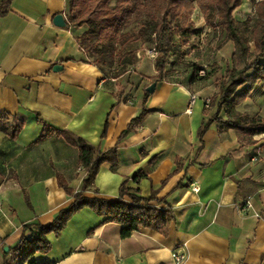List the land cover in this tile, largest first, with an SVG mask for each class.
Listing matches in <instances>:
<instances>
[{
  "label": "crops",
  "instance_id": "crops-1",
  "mask_svg": "<svg viewBox=\"0 0 264 264\" xmlns=\"http://www.w3.org/2000/svg\"><path fill=\"white\" fill-rule=\"evenodd\" d=\"M57 14L67 23L66 0H12L0 19V113L21 125L15 137L12 119L0 131V264L23 226L49 225L73 202L59 181L81 191L79 150L63 133L101 153L117 149V170L102 165L97 195L84 197L116 201L126 181L152 198L149 207L171 208L175 221L167 236L141 228L122 238L121 225L83 208L58 237L48 236L51 250L35 254L36 264H175V253L184 258L180 264H264V134L247 144L212 124L198 137L215 114L206 111L213 93L207 80L190 82L191 69L180 77L169 57L170 75L143 103L153 59L137 56L125 75L108 78L83 60L76 45L83 30L56 27ZM56 65L62 70L54 72ZM143 108L141 121L120 139Z\"/></svg>",
  "mask_w": 264,
  "mask_h": 264
},
{
  "label": "trees",
  "instance_id": "trees-1",
  "mask_svg": "<svg viewBox=\"0 0 264 264\" xmlns=\"http://www.w3.org/2000/svg\"><path fill=\"white\" fill-rule=\"evenodd\" d=\"M12 0H1L0 19L10 9ZM66 0V28L70 31L83 30L76 37V45L83 54V60L95 65L108 78L117 79L133 68L137 56L149 57L154 50L155 76L152 83L165 80L170 74L165 71L170 55L182 57L176 51L177 38H186L191 30L183 24L184 17L192 12L194 4L203 7L202 13L206 25L223 36L224 42L232 43L233 50L228 58L224 72L214 80L217 92L210 98L206 111L215 109L214 116L203 123L199 136L212 124L219 132L233 130L244 137L247 144L252 138L264 134V118L241 114L238 106L250 98L251 93L260 84L264 85V0L255 3L253 18L237 21L233 12L242 4V0ZM134 28L133 35L126 31ZM197 34V32H192ZM251 43L253 48L251 47ZM142 54V55H141ZM191 81H204L208 76L205 69L191 65ZM203 71L204 75L199 76ZM213 73L216 72L214 68ZM210 75L211 74H207ZM149 94L144 92L143 103ZM140 116L134 119L120 139L126 137L141 121L146 113L143 108ZM223 114V117H220ZM15 118L0 113V131L7 132L6 123ZM11 135L15 137L21 125L15 122ZM66 140L79 150V164L84 172L81 191L74 193L62 185L73 202L61 210L51 224L42 226L38 223L23 226V235L3 264H36L32 260L35 254H46L51 250L49 235L58 237L68 221L83 208H89L96 215L105 217V223L122 226V238L129 237L141 228L167 236L175 221L171 208L157 210L147 205L152 198L145 200L138 189L123 182L119 188L118 199L110 202L97 197L87 198L84 193L97 195L94 186L95 177L104 164H109L113 171L118 167L116 147L106 152H99L80 138L63 133ZM140 177V176H138ZM130 203L127 204L124 199Z\"/></svg>",
  "mask_w": 264,
  "mask_h": 264
},
{
  "label": "rangeland",
  "instance_id": "rangeland-1",
  "mask_svg": "<svg viewBox=\"0 0 264 264\" xmlns=\"http://www.w3.org/2000/svg\"><path fill=\"white\" fill-rule=\"evenodd\" d=\"M261 1L255 0V3ZM255 3L250 0H242L240 8L235 9L233 15L237 18H253ZM202 8L194 4L192 12L184 17L182 22L189 27L191 33L186 38H177L175 48L182 54V57L179 55L169 56L168 63L173 68L174 63L172 64V61L177 62L176 72L180 77H183L193 64L199 68H204L205 75L209 77L206 79L208 82L205 81L204 83L211 86L213 92L211 95L213 96L217 92L214 80L224 72L233 46L230 42H224L223 36L206 25ZM126 32L133 35L134 28H130ZM192 32H197V34H192ZM251 47L253 48L252 43ZM154 58L151 59L154 60ZM214 68H216V72L213 73ZM209 73L211 76L207 75ZM236 110L241 114L264 118V85L259 84L251 93L250 98L238 106ZM220 117H223V114Z\"/></svg>",
  "mask_w": 264,
  "mask_h": 264
},
{
  "label": "built area",
  "instance_id": "built-area-1",
  "mask_svg": "<svg viewBox=\"0 0 264 264\" xmlns=\"http://www.w3.org/2000/svg\"><path fill=\"white\" fill-rule=\"evenodd\" d=\"M147 56H149L150 58H154L156 56V53H155L154 50H152V51L150 50L148 52V55ZM203 75H204V72L203 71H200L199 72V76H203ZM190 96H191L190 102L193 103L196 97L194 95H190ZM209 102H210V99H206L205 100V104L206 105H208ZM192 190L194 192H198L199 191V188H198V186H193L192 187ZM250 204H251L250 203V200L248 199L247 201L244 202V204H242L243 206H241L240 211L242 213H245L246 214L251 209V205ZM173 257H174V260H175V264H180L184 260L183 256H181L179 254H176V253L173 255Z\"/></svg>",
  "mask_w": 264,
  "mask_h": 264
},
{
  "label": "water",
  "instance_id": "water-1",
  "mask_svg": "<svg viewBox=\"0 0 264 264\" xmlns=\"http://www.w3.org/2000/svg\"><path fill=\"white\" fill-rule=\"evenodd\" d=\"M53 18V24L56 26V27H59V28H64L66 27V21L63 17V15L61 14H57L55 15ZM62 70V67L61 66H58L56 65L55 67H53V71H60ZM155 86L156 84L155 83H152L149 87L146 88V93L148 94H152L155 90ZM8 251V248H4V252L7 253Z\"/></svg>",
  "mask_w": 264,
  "mask_h": 264
}]
</instances>
